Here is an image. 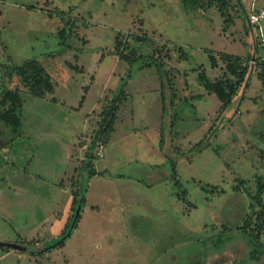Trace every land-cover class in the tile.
<instances>
[{
    "label": "rangeland",
    "instance_id": "374dc122",
    "mask_svg": "<svg viewBox=\"0 0 264 264\" xmlns=\"http://www.w3.org/2000/svg\"><path fill=\"white\" fill-rule=\"evenodd\" d=\"M228 2L229 23L218 0H0V95L23 101L20 134L0 121V241L27 248L0 264H264L245 231L264 178V19L248 16L264 0ZM223 54L249 62L228 106L202 78H237ZM33 58L45 97L5 72Z\"/></svg>",
    "mask_w": 264,
    "mask_h": 264
},
{
    "label": "trees",
    "instance_id": "16d2710c",
    "mask_svg": "<svg viewBox=\"0 0 264 264\" xmlns=\"http://www.w3.org/2000/svg\"><path fill=\"white\" fill-rule=\"evenodd\" d=\"M197 1L198 0H191L192 3H196ZM218 1L220 2V8L222 10V13L226 14L225 21L229 23L232 20L231 15L227 13L226 11L227 9L226 6L229 4V2L228 0H218ZM63 31L69 32L68 29L66 28ZM63 37H65L64 34H63ZM122 56L128 59L130 63H134L138 61L137 58H130L127 55L125 56L122 55ZM223 57L225 58L224 60L227 63L226 66L230 69L231 72L236 74L237 78L225 77V78H220L216 81H213L211 79H207L203 74H202V78L204 79L205 83L208 86L212 88H216L215 90H218L217 93H219V95H221L222 99L224 100V105L228 106L234 100L235 96L238 93L239 88L243 86L244 82H246V79H247L246 75H247L248 68H249V62L236 65L234 61L235 60L237 61L240 59L238 56L223 54ZM213 58L214 56L212 57V59ZM155 62L158 68L161 70L162 69L161 63L157 61V59H155ZM5 68H7L5 72L7 73V75L9 73L10 79L11 77H13L14 73H17L20 76L22 83L25 86H27L28 92L31 95L45 97L47 92L53 90L54 88V84L52 83L51 73L49 72V70L47 71V69L49 68L47 67V65H45L40 60H37L34 58L27 59L22 64L13 66L12 69L10 65L6 66ZM45 71L50 76L47 74L45 75ZM162 72L164 73L162 74L164 78L166 73L164 71ZM162 82H165V80L163 79ZM122 89H124V87ZM20 91H21V88L19 87L17 88L5 87L2 94L0 95V121L2 120V121H5L13 125L11 132L13 134L17 133V135L21 133V126L23 125L21 117L19 115L14 116L16 115L14 114L15 110L19 109L18 107L23 105V101H21L22 99L20 96L21 94ZM11 100H12V103L14 104H11L10 102ZM117 105H118V102L115 99L113 103L111 104V106L107 107L105 110L104 126L102 128L103 134H107V133L109 134V132L113 129V125L116 120V114H117L116 110L118 108ZM4 108L6 109L4 110ZM96 139L97 141L105 140V138L101 136L99 137L97 136ZM106 141H107V138H106ZM91 173H94V172L92 171ZM80 190H81V187L80 189L78 188V191H76L75 193L73 192V195H74L73 206H72L73 212L75 211L77 200L79 198V195L81 194ZM263 193H264V178H260L259 188H258L257 193L253 195V199L258 203L257 206L261 208V211L256 216L248 215L245 218V225H246L245 231L247 235L250 237L251 243L254 245V248L252 251L254 259H258V260H260V256L262 255V253H264V249H260V247L264 244L263 242H261V238H260V233L264 228V203L262 200ZM72 217H74V213ZM68 224L69 223L66 224L67 227H68ZM254 228L256 229L255 230L256 232L254 231ZM64 232H63V235H65ZM64 240H65V236L60 237V240L58 241L57 245L64 242ZM9 249L10 248H6V247L1 248V250H9ZM32 252L34 255L40 254V253L42 254L43 250L42 249L36 250V251L34 250Z\"/></svg>",
    "mask_w": 264,
    "mask_h": 264
},
{
    "label": "built area",
    "instance_id": "2783aa9c",
    "mask_svg": "<svg viewBox=\"0 0 264 264\" xmlns=\"http://www.w3.org/2000/svg\"><path fill=\"white\" fill-rule=\"evenodd\" d=\"M249 22L251 24H256L264 19V7L259 9L258 11H251L248 16ZM104 150V145L102 144L99 147V154L102 155Z\"/></svg>",
    "mask_w": 264,
    "mask_h": 264
},
{
    "label": "water",
    "instance_id": "95a60500",
    "mask_svg": "<svg viewBox=\"0 0 264 264\" xmlns=\"http://www.w3.org/2000/svg\"><path fill=\"white\" fill-rule=\"evenodd\" d=\"M6 247V248H17V249H22V250H27L26 247H24L23 245L19 244V243H14V242H8V241H0V249ZM35 249H31L29 251H33Z\"/></svg>",
    "mask_w": 264,
    "mask_h": 264
},
{
    "label": "crops",
    "instance_id": "0c3cea01",
    "mask_svg": "<svg viewBox=\"0 0 264 264\" xmlns=\"http://www.w3.org/2000/svg\"><path fill=\"white\" fill-rule=\"evenodd\" d=\"M264 7V6H263ZM262 7V8H263ZM261 9V8H260ZM258 11V10H257ZM251 12V11H250ZM263 21V19L260 21V22H262ZM248 22H249V19H248ZM250 23V22H249ZM259 23V22H258ZM251 24V23H250ZM257 24V23H256ZM251 25H255V24H251ZM254 28V27H253ZM260 29H263V27H261ZM73 149H75L76 148V146H75V143H73ZM75 157H78V158H80V156L78 155H75ZM73 158V162H74V154H69V159L71 160ZM88 197V196H87ZM73 198H74V195H73V193L71 192V199H70V201H68V203H65V206H67L68 208H71L72 209V206H73ZM32 252V251H31Z\"/></svg>",
    "mask_w": 264,
    "mask_h": 264
}]
</instances>
